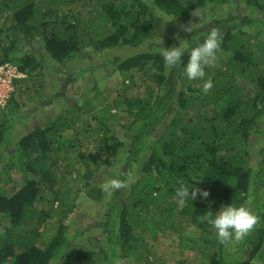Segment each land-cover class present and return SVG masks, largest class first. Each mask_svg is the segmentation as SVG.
I'll return each instance as SVG.
<instances>
[{"label":"trees","instance_id":"16d2710c","mask_svg":"<svg viewBox=\"0 0 264 264\" xmlns=\"http://www.w3.org/2000/svg\"><path fill=\"white\" fill-rule=\"evenodd\" d=\"M14 1L0 0V3L8 10L9 3ZM230 1L118 0V4L106 3L105 13L115 30L98 43V51L128 49L133 54L117 62L115 70L142 73L154 86L146 97H116L105 105L102 118L93 115L95 125H90L87 114H92L93 110L80 105L74 111L66 110L50 119L45 127L24 134L12 146L10 142L14 137L10 129L14 126H9L8 120L18 115L11 118L7 110L11 106L15 108L10 109L17 110L19 104L11 96L1 114L0 153L11 145L15 153L12 156L19 158L25 176L19 188H0V222L6 219L10 223V227L0 230V264H114L117 260L122 264H156V252L151 249L154 239L148 241L145 234L157 232L150 222H143V218L150 215L167 221L164 227L167 232L158 238L167 246L177 241L174 237L179 235L180 229H186L190 223L196 225L200 229L198 240L213 245L208 264H258V259L264 264V34L260 33L264 30L257 33L238 28L221 32L223 39L215 58L219 64L206 66L203 79L189 80L185 65L191 49L203 43L210 30L179 42L187 46L186 52L182 64L178 63L171 70L166 67L160 51L135 52L151 36L156 11L187 20L192 13L209 5H224ZM237 1L248 12L264 13V0ZM17 2L23 5L15 9L13 26L0 27V65L14 62L10 54L18 41L37 40L47 59L59 64L70 62L83 50L86 40L76 19L72 23L69 14L64 15L63 25L48 18L52 11L44 12L46 7L61 11L73 0ZM235 21H243V27L264 26V22L251 19L247 14L236 16ZM232 23L233 20L221 21L215 28ZM15 33H20L21 38ZM47 59L40 62L37 54L31 52L21 59L23 64L18 69L25 77L14 80L15 95L26 92L28 88L22 86L39 76ZM126 79L133 82L132 76ZM208 79L212 80L213 87L205 94L202 88ZM113 110L126 114L127 131L116 130L109 122L114 117ZM68 130L74 135L71 141L65 138ZM89 142L93 144L92 152L86 145ZM255 142L260 144L258 148L253 146ZM62 147L68 148L71 154L77 152L80 166L71 163V168L66 170L77 195L88 190L94 200L102 201V184L93 187L91 179L104 166L114 170L121 165L115 178L125 179L129 170L133 172L134 178L126 189L109 195L105 217L99 225L105 242L97 246L83 245L79 241L81 232L74 236L68 234L65 220L75 205H68L67 211L66 201L71 190L56 187L55 176H47L45 166L50 159L55 166L69 159L67 155L59 157ZM10 161L7 166L16 165L15 158ZM3 170H6L5 165ZM181 185L187 186L190 193L196 188L208 191L209 195L204 198L198 193L194 200L180 203L176 190ZM43 189H46L45 194L41 193ZM96 189L100 191L95 192ZM41 201H47L52 209L57 205L61 215L56 233L49 238L43 234L48 229L47 219H52L51 210L39 211L36 206ZM228 204H245L260 220L243 241L233 240L224 246L218 242L213 226L199 218L207 212L214 218L220 208ZM35 215L44 217L40 224H31L35 228L30 230L26 223ZM27 233L29 240L25 239ZM212 236L216 237L209 239ZM178 237L180 243L172 245L174 251L186 246L185 236Z\"/></svg>","mask_w":264,"mask_h":264},{"label":"rangeland","instance_id":"374dc122","mask_svg":"<svg viewBox=\"0 0 264 264\" xmlns=\"http://www.w3.org/2000/svg\"><path fill=\"white\" fill-rule=\"evenodd\" d=\"M18 0L9 3L10 8L8 10L3 9V5L0 3V27L13 26L12 16L15 9L23 5V2L19 3ZM115 2L118 4V0H73L67 7L59 11L52 7H46L44 12L48 13L52 11L50 15H47L49 19L58 20L59 24L63 23L62 17L69 14V20L73 23V19H76L79 23L80 32L85 37V45L82 51L76 53L75 57L70 61L63 64H59L51 59H47L44 54L40 43L37 40H29L25 42L18 41L14 49L11 51V56L14 58V62L9 63L15 67H19L23 64L21 60L24 56L31 52L37 54L38 60L43 61V58L47 59L48 63H44V68L39 73L38 77H34L32 80L24 83L22 86L25 90L24 93H18L12 95V99L19 104L18 109L11 106L8 108V113L12 120H8V125L14 127L10 129V134L14 137L11 141V145L15 146L18 139L28 134L31 131L45 127L50 119H55L66 110H73L84 105L93 110L92 114L87 113L90 121V125H95L94 117L102 118L101 113L105 108V105L111 103L118 96L130 95L134 97H146L149 95V89L151 86L150 80L147 76L137 71L124 73L115 70V65L133 53L128 49H101L98 51L97 47L99 42H103L114 30L113 22L109 19L105 13V4ZM2 2V0H1ZM131 1H129L130 6ZM130 8V7H129ZM198 16H194L193 13L187 20H181L176 17H169L162 12L156 11L155 24L151 32L149 39L142 44L140 48L135 51L145 52L150 50H157L162 52L164 48H171L173 46H179V42L183 41L189 36H195L203 31H209L211 28L221 21L233 20L232 25L225 27H219L221 32L231 29L243 28V30H251V32L259 33L260 30H264V26L259 25L254 27H243V21L236 23L235 17L247 14L251 19L260 20L264 22V13L259 11L248 12L245 6L237 1L231 0L224 5H209L207 8L197 11ZM7 20V21H5ZM190 27L191 32L184 31V27ZM260 33L264 34V31ZM18 38H21L20 33H15ZM264 37V36H263ZM41 39V38H40ZM3 41V40H2ZM4 42V41H3ZM42 42V41H41ZM7 46H10V41L7 40ZM16 58V59H15ZM216 58V57H215ZM219 64V60H214L212 63ZM6 64V63H4ZM1 66V65H0ZM20 73H22L20 71ZM133 77V82L127 80L126 77ZM10 109V110H9ZM106 109V108H105ZM6 109H0V124L3 112ZM109 122L113 124L116 130L127 131L126 114L113 110ZM10 118V119H11ZM80 123H83L80 121ZM78 123V126H80ZM85 124H81L84 127ZM73 134L68 130L65 133L67 141H71ZM89 142L86 144L90 147L92 152L93 144ZM255 142L253 146L258 148L260 144ZM5 148V152L0 153V158L3 162L0 163V188L13 189L19 188L22 185V178L25 176L21 172V166L19 165V158H16L12 146ZM15 148V147H14ZM16 150V148H15ZM65 150V151H64ZM59 157H67V161L59 163L55 166L52 163V159L45 166L47 176L49 178L55 176L56 187L61 188L63 191L71 190L70 198L66 201V209L69 210L68 205L75 203L71 212L66 217L65 223L68 224V234L74 236L76 232H81L82 237L79 241L84 245H98L105 239L104 233L100 229L99 225L103 222L106 212V205L109 203V194L103 192L102 201H96L88 195V190H82L79 195L76 194V189H73L71 183V176L67 173V169L73 165H79L77 152L71 154V151L65 147H62V152L58 153ZM10 158H15L14 163L16 165L7 166V162H11ZM62 162V163H61ZM6 166V170H3V166ZM120 166L115 167L114 170L108 169L105 166L99 173L92 176V185L97 186L99 183L103 184L105 180L115 178L114 176L119 172ZM84 170V168L79 167ZM3 170V172H2ZM30 177V176H29ZM39 179V177H37ZM69 185V186H68ZM72 187V189H71ZM100 189H96L95 192H99ZM43 192V193H42ZM42 194L46 193V189L41 191ZM55 207V208H54ZM52 209L47 201H41L37 204L36 208L39 211L46 212L48 208L51 210V218H48L45 225L47 226L46 233L43 236L49 238L56 233L58 226V219L61 215L58 213L55 205ZM33 217V216H32ZM43 217L35 215L27 222L26 225L30 230H33L35 226L31 224H40ZM143 222H150L153 226L152 229L157 234H150L146 232L145 237L148 241L154 239V243L151 249H155V259L158 260L156 264H208L209 254L213 253V245L206 243L205 241L198 240L200 237V229L190 223L186 226V229L179 230V235L185 236L183 242L185 247L180 250L174 251L172 245L179 244L180 240L178 236L174 239L177 241L167 246L163 241H158V238L165 234L164 227L167 226L166 220H158L155 215L143 218ZM192 222V221H191ZM143 225V224H142ZM0 230L4 231L6 227H10L8 220H1ZM162 229V230H161ZM26 240H29V233H27ZM216 236H212L209 239L213 240ZM161 238V237H160ZM105 242V240H104ZM100 245V244H99ZM158 245V246H157ZM176 246V245H175ZM209 247V249H208ZM258 264H263V260L258 259Z\"/></svg>","mask_w":264,"mask_h":264},{"label":"clouds","instance_id":"9594fccd","mask_svg":"<svg viewBox=\"0 0 264 264\" xmlns=\"http://www.w3.org/2000/svg\"><path fill=\"white\" fill-rule=\"evenodd\" d=\"M193 15L198 16V13L194 12ZM184 31L190 33L191 28L185 26ZM222 39L221 31L213 27L210 29L203 43L191 49L189 52L190 58L185 65V73L189 80L203 79L205 77V67L210 66L215 60L216 53L221 47ZM186 48L187 46L181 43L179 46L164 48L161 55L163 56L166 67L171 70L178 63L182 64V57L186 52ZM212 87L213 82L211 79H208L204 83L202 91L207 94ZM132 167L135 168V165ZM125 177V179L112 178L105 180L101 185L102 191L111 195L114 191L126 189L129 186V181H132L134 178L133 172L129 170L125 174ZM198 193L204 198H207L209 195L208 191L196 188H192L190 193V189L184 185H181L176 190V195L180 199V203H184L186 199L194 200ZM199 219L201 222L207 221L208 224L213 226L217 234L218 242L224 246H228L233 240L236 242L243 241L245 237L255 230L260 220L245 204L239 206L228 204L220 208L214 218L211 212H207ZM114 264H122V262L117 260Z\"/></svg>","mask_w":264,"mask_h":264},{"label":"built area","instance_id":"2783aa9c","mask_svg":"<svg viewBox=\"0 0 264 264\" xmlns=\"http://www.w3.org/2000/svg\"><path fill=\"white\" fill-rule=\"evenodd\" d=\"M23 77L25 75L9 63L0 66V108L4 109L6 107L8 100L15 91L14 80Z\"/></svg>","mask_w":264,"mask_h":264}]
</instances>
